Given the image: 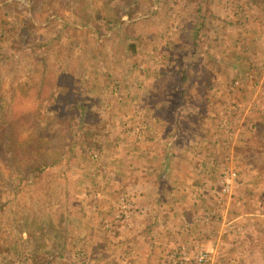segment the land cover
Segmentation results:
<instances>
[{"label": "rangeland", "instance_id": "374dc122", "mask_svg": "<svg viewBox=\"0 0 264 264\" xmlns=\"http://www.w3.org/2000/svg\"><path fill=\"white\" fill-rule=\"evenodd\" d=\"M124 1L0 0V264H264V0Z\"/></svg>", "mask_w": 264, "mask_h": 264}, {"label": "trees", "instance_id": "16d2710c", "mask_svg": "<svg viewBox=\"0 0 264 264\" xmlns=\"http://www.w3.org/2000/svg\"><path fill=\"white\" fill-rule=\"evenodd\" d=\"M35 1H36V3L34 2V4H33L34 9L37 6V2L39 0H35ZM129 3H130V0H125L124 5H122V7L126 8V5H128ZM123 13H126L129 17L133 16L131 9L119 11V9L117 8L114 10V13L111 15V17L113 19L108 18L107 22L108 23H117L120 20ZM97 32L99 33V30ZM125 34L127 37H129L131 35L136 36V33L134 32V30L129 25H127L125 28ZM42 46L43 45H40V46L38 45L37 47L40 48ZM129 46L131 48L134 47L133 44H130ZM40 81H42V80H40ZM199 82H200V87L202 88V90H205L210 86L211 78L209 76H207V72L205 70H204V73L202 74ZM181 89H183V88H181ZM183 93L184 92L182 90V94ZM181 103L184 104V102H181ZM1 108H2V106H1ZM78 109H80V108H77L76 112ZM84 109L85 108H83V110ZM0 115H1L0 118L2 120V124L7 126L10 129L8 117L6 115H4L3 112L0 113ZM80 118L83 119L82 115ZM7 121H8V123H7ZM79 125L81 126V131L76 132L71 127V130L69 131V133L71 134V141L69 143L68 142L65 143V141H64V142H62V145H61L60 150H63V148L66 147L65 150H67L69 152V159L71 156L75 155L77 133L82 135L81 143L85 149L90 150V151H94V153L95 152L100 153L102 151V148H103L101 141L97 138L98 135L100 134V130H99L100 127L95 122H94V128L91 126V123H89V122L87 123L85 121L83 123L81 122ZM253 127L256 128L255 140L258 141L264 135V126H263L262 130L259 129V127L255 126V125ZM258 129H259V132H257ZM0 141H2V140H0ZM0 144H1V142H0ZM37 145H39V144H37ZM59 145H60V143L55 142V141H53L52 144H50V146H54V147H57ZM63 155H64V152L57 153L56 156L50 158V160H48V161L43 157L37 158L36 161H34L33 163H31L27 166V171L24 172L25 175L23 173V177H22L23 180L22 181H25V182H27V184L29 183V184L35 186V184L37 183V180L42 176V173H43L45 167H47L48 165H50L52 167L53 165H55L57 163H61V160L63 161V158H64ZM66 165H68V163H66ZM252 165H253V162H252ZM7 249H8V246L5 247V246L0 244V254H2L3 252H6ZM32 258H33L34 264H51V262L48 260V258H46L44 255L33 254Z\"/></svg>", "mask_w": 264, "mask_h": 264}, {"label": "crops", "instance_id": "0c3cea01", "mask_svg": "<svg viewBox=\"0 0 264 264\" xmlns=\"http://www.w3.org/2000/svg\"><path fill=\"white\" fill-rule=\"evenodd\" d=\"M264 215H262L261 216V218L262 219H264V217H263ZM238 218H241V216H239ZM238 218H236V219H238ZM144 219H146V218H144ZM246 219V218H245ZM158 222H161L160 221V219H158V218H148V220H144V222H142V220L140 221V223H142V226H143V224L145 225V223H149V224H146L147 226H144V227H146V230L145 231H143V233H147V234H151V235H155V234H157L158 232H157V228H156V224L158 223ZM153 224V226H150V225H152ZM117 225V224H116ZM117 226H119V225H117ZM171 233V232H170ZM128 234V232L126 233V235ZM129 235V234H128ZM131 237V236H130ZM112 252H113V250H112ZM261 254H264V250H262V248H261Z\"/></svg>", "mask_w": 264, "mask_h": 264}, {"label": "built area", "instance_id": "2783aa9c", "mask_svg": "<svg viewBox=\"0 0 264 264\" xmlns=\"http://www.w3.org/2000/svg\"><path fill=\"white\" fill-rule=\"evenodd\" d=\"M15 1L19 2L20 4L22 3L24 5L28 4V0H15ZM233 175H235V174L233 173ZM78 264H85V263L84 262H79Z\"/></svg>", "mask_w": 264, "mask_h": 264}]
</instances>
